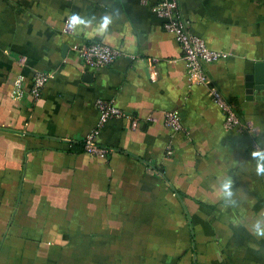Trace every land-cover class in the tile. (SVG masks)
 Instances as JSON below:
<instances>
[{"label":"crops","instance_id":"1","mask_svg":"<svg viewBox=\"0 0 264 264\" xmlns=\"http://www.w3.org/2000/svg\"><path fill=\"white\" fill-rule=\"evenodd\" d=\"M163 1L0 0V264H264L251 232L264 211V161L251 155L264 150V87L247 86L264 63V0H177L190 34L228 54L200 86L154 12ZM73 13L91 26L65 33ZM94 43L125 56L86 67L77 49ZM40 72L50 78L35 100ZM210 88L256 136L225 129ZM97 101L128 117L100 129L105 158L83 147ZM175 111L186 133L164 125Z\"/></svg>","mask_w":264,"mask_h":264},{"label":"built area","instance_id":"2","mask_svg":"<svg viewBox=\"0 0 264 264\" xmlns=\"http://www.w3.org/2000/svg\"><path fill=\"white\" fill-rule=\"evenodd\" d=\"M177 0H164L161 4L154 8V12L159 18L165 20L164 28L168 33L175 36L180 44L183 59L187 66V75L193 85H208L210 83L204 67L208 64L225 60L228 54L211 50L207 47L204 40L195 37L187 29V24L179 17ZM177 12V13H175ZM68 23L64 28L65 33H69ZM80 58L86 67L103 68L112 65L118 58L125 56L109 46L101 43L85 45L77 49ZM155 75V74H154ZM46 73H36L31 81L30 95L38 100L41 98L43 90L49 80ZM209 95L212 101L219 107L224 115V127L226 130H236L241 134H249L256 136L258 129L252 123H243L236 113L234 105L228 102L221 92L216 88H210ZM25 94L23 90V79L19 77L14 86V98H22ZM96 107L99 113L97 128L89 134L84 141V151L90 155L105 158L109 151L98 145L96 140L100 133V129L105 124L114 119H122L128 117L123 110L116 107L112 102L97 101ZM164 125L173 132V134L186 133L179 112H165L163 116ZM264 151V150H261ZM171 151L169 150V155Z\"/></svg>","mask_w":264,"mask_h":264},{"label":"clouds","instance_id":"3","mask_svg":"<svg viewBox=\"0 0 264 264\" xmlns=\"http://www.w3.org/2000/svg\"><path fill=\"white\" fill-rule=\"evenodd\" d=\"M118 11V10H117ZM69 28L75 29L78 25H84L86 27L91 26V21L83 18L79 13H73L68 21ZM112 23V15H105L101 18V22L98 27L104 31H107L109 25ZM252 157H259L261 161H264V151H253L251 153ZM257 175L264 176V163H257L256 167ZM233 180L231 177L227 178L221 185V190L225 198L231 201L235 205V201L231 200L233 196ZM252 234L257 237V239L264 238V211H261L258 218L255 220V223L251 228ZM253 247V250H258V245H250Z\"/></svg>","mask_w":264,"mask_h":264},{"label":"water","instance_id":"4","mask_svg":"<svg viewBox=\"0 0 264 264\" xmlns=\"http://www.w3.org/2000/svg\"><path fill=\"white\" fill-rule=\"evenodd\" d=\"M255 85H259L260 87H264V63L257 64L255 66V75L253 78L248 79V92L251 93L253 91V87Z\"/></svg>","mask_w":264,"mask_h":264}]
</instances>
